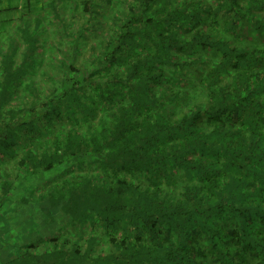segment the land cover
Returning a JSON list of instances; mask_svg holds the SVG:
<instances>
[{
    "label": "trees",
    "instance_id": "1",
    "mask_svg": "<svg viewBox=\"0 0 264 264\" xmlns=\"http://www.w3.org/2000/svg\"><path fill=\"white\" fill-rule=\"evenodd\" d=\"M5 1L0 264H264V0Z\"/></svg>",
    "mask_w": 264,
    "mask_h": 264
},
{
    "label": "rangeland",
    "instance_id": "2",
    "mask_svg": "<svg viewBox=\"0 0 264 264\" xmlns=\"http://www.w3.org/2000/svg\"><path fill=\"white\" fill-rule=\"evenodd\" d=\"M4 2H6L5 0H4ZM65 3H63V4H66V5H68V6H72V3H71V1H64ZM17 11V10H16ZM72 12L73 11H69L68 10V8L67 7H63V10H62V12H61V15L62 16H66L65 18L67 19V20H70L72 23H73V28H75L77 25H78V22L77 21H72V20H74V18L71 16V15H73L72 14ZM99 17L103 20V24H102V26L103 27H105V26H108V25H110L111 23H110V21H112V19H111V16L109 15V10L106 8V7H102V9L100 10V15H99ZM50 19H52V21H50L49 22V24L47 23L46 24V27L47 28H51V32H50V34H48L49 35V38L47 39V47L48 48H50V50H52V53H53V55H54V59H53V61H54V64L55 65H59L60 64V62H61V52H60V49L58 48V45L59 44H61V42H59V41H61V39H62V34L63 33H61V30L59 29L60 27L58 26V24H56L54 21H53V17L50 15V17H49V19L47 18V20H50ZM15 20L17 21V18H15ZM15 30V28L12 30V31H14ZM42 35V34H41ZM88 43H90V41L89 42H87V45H85V54H88V51H89V47H88ZM83 57H84V54H82V52H81V54H80V58H78L76 61H75V65L76 66H79L80 65V61L83 59ZM33 64L36 66V65H39L38 66V69H39V71L40 72H42V74L41 73H39V72H37L35 75H34V77L36 78V80H37V82L38 81H40L41 80V78L42 79H44V77H47V76H49V75H47V76H44V75H46L47 73L45 72V69L43 68V67H41L40 68V65L42 64V62H41V60H39L38 58H36L34 61H33ZM44 64H49L48 63V61H44ZM45 65V66H46ZM43 66V65H42ZM31 72H32V70H31ZM44 76V77H43ZM41 83V82H40ZM42 83H44V81L42 82ZM20 89H22V88H20ZM24 89L23 90H21V95H23L24 94ZM18 98H20V96H18ZM14 165V161H12V160H10L7 164H6V166H8L9 167V170L11 171L12 170V173L14 174L15 172V170H13V166ZM15 195H17L18 196V194H17V192H15L14 193ZM0 209H2V210H4L3 209V207H0ZM12 219H13V216H11V220H10V223L9 224H12L11 223V221H12ZM1 221V220H0ZM21 225V224H20ZM10 227H11V225H9ZM12 227H14V225L12 224ZM21 228H23V229H25L26 228V226H22ZM23 229H21L20 230V232H24V230ZM10 233H14L13 232V230H11V232H9V234ZM2 236L3 235H0V242H2ZM42 241L43 240H38V241H36L35 243H37L36 245L37 246H41V243H42Z\"/></svg>",
    "mask_w": 264,
    "mask_h": 264
}]
</instances>
